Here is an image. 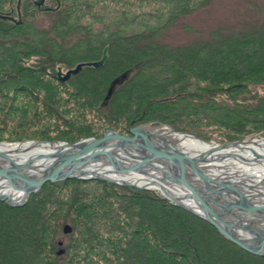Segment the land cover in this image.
<instances>
[{
    "label": "trees",
    "instance_id": "trees-1",
    "mask_svg": "<svg viewBox=\"0 0 264 264\" xmlns=\"http://www.w3.org/2000/svg\"><path fill=\"white\" fill-rule=\"evenodd\" d=\"M35 1L0 0L12 4L0 14L21 21L0 18V141L130 134L149 120L204 140L213 137L200 122L223 129L222 141L264 136V0L215 25L195 16L198 27L189 17L217 0ZM173 29L194 37L173 45L165 41ZM104 48L101 66L58 78ZM115 96L129 103L125 119ZM102 107V123L87 125L86 113ZM0 264H264V256L157 191L69 178L44 183L21 206L0 200Z\"/></svg>",
    "mask_w": 264,
    "mask_h": 264
},
{
    "label": "water",
    "instance_id": "water-1",
    "mask_svg": "<svg viewBox=\"0 0 264 264\" xmlns=\"http://www.w3.org/2000/svg\"><path fill=\"white\" fill-rule=\"evenodd\" d=\"M43 2L44 0H36L35 4L41 6ZM18 7L19 3L17 9ZM0 18L20 23V19L16 20L10 14H0ZM106 52L107 48H104L103 55L99 60L78 63L74 68L65 72L58 70V78L65 81L70 75L78 73L84 66H101L107 58ZM124 77L125 74L112 81L106 98L109 97L114 86L123 81ZM144 124L156 127L148 123L138 124L130 129V134L107 129L101 137H83L73 142L39 139H27L21 142L0 141V144L33 141L53 146V149L47 152L39 154L30 152L28 155H23L20 162L15 161L11 154L0 151V184L5 183L10 189L22 193L17 201H12L9 194L0 196V199L10 206H21L26 203L30 194L37 192L44 183L69 178H94L153 191L159 189L165 195L164 197L202 217L239 247L253 254L264 256V233H256L255 236H251L255 229L250 225L252 220L249 214L254 212L255 206L245 205L241 200L229 201L226 199L223 194L227 191H235L239 195L238 199L241 191L227 181L208 177L198 167L199 161L196 158L174 147L166 137L160 138L158 134L152 136L148 130L149 127L144 128ZM253 141L255 140H251V142ZM243 142H247V140L220 143V146H235ZM135 151L138 152L135 153ZM165 168L168 170L166 171ZM153 170L161 172V176L157 177L155 182L151 181V183L146 182L140 185L123 178L134 173L149 175ZM209 180H212L211 183L207 182ZM162 181L166 184H170L169 182L172 181L171 185L177 183L187 189L195 200L199 211L188 207L179 198L170 196ZM153 183L158 186L155 187L152 185ZM213 183L214 186H212ZM261 214L264 218V214ZM62 231L67 234L71 231V227L65 224ZM61 252L62 250L58 253Z\"/></svg>",
    "mask_w": 264,
    "mask_h": 264
},
{
    "label": "bare ground",
    "instance_id": "bare-ground-1",
    "mask_svg": "<svg viewBox=\"0 0 264 264\" xmlns=\"http://www.w3.org/2000/svg\"><path fill=\"white\" fill-rule=\"evenodd\" d=\"M143 127L149 126L144 124ZM148 130H150L152 136L156 134L160 135V138L164 136L170 140L174 147L196 158V160L199 161L198 167H200L208 177L227 181L229 184H232L233 187L240 190L241 195L239 199L237 198L239 195L235 191H227L223 196L229 201L241 200L245 205L249 204L255 206L254 212L249 214L252 220L250 225L254 226L253 228L255 229L251 236H255L256 233H264V218L261 214H264V138L257 139L253 142H243L235 146H220V143L206 141L181 131L176 133L169 127L163 125L149 127ZM159 140L161 141V139ZM52 149L53 146L51 144L33 141L17 144H0L1 152L11 154L14 160L19 162L20 159L23 158V155H28L30 152L39 154ZM204 151L207 153H203ZM137 152L138 151H135V153ZM165 170L167 171L168 169L165 168ZM150 172L151 174L149 175L134 173L123 178L141 185L146 182H155L157 181V177L161 176L159 170ZM211 181L212 180H209L207 182L211 183ZM171 182L172 181L169 182L170 184L163 182L164 188L167 190L168 194L172 197L179 198L181 202L188 207L199 211L195 200L188 190L177 183L171 185ZM152 185L155 187L158 186L154 183ZM214 185L213 183L212 186ZM5 194H9L12 201H17L20 199L22 193L10 189L7 184L3 183L0 184V196ZM219 199L222 198L219 197Z\"/></svg>",
    "mask_w": 264,
    "mask_h": 264
},
{
    "label": "rangeland",
    "instance_id": "rangeland-1",
    "mask_svg": "<svg viewBox=\"0 0 264 264\" xmlns=\"http://www.w3.org/2000/svg\"><path fill=\"white\" fill-rule=\"evenodd\" d=\"M126 2V1H125ZM251 5V6H254L255 3L253 2V0H217L213 6L211 7H208L210 9H207L206 11L204 12H199V13H196L194 14L193 16L189 17V21H194L196 22L194 24V27H198L200 26L201 24H198V18H195V16H198L200 15V17H204L206 19H211L212 22H210L211 25H215L221 21H225V20H229L230 18H238L239 16L242 15V13L244 12L245 8L248 9V5ZM0 6L5 9L6 11H9L11 8H12V4H5V3H1ZM11 16H15L13 14H11ZM39 16V15H38ZM15 19L18 20V18L15 16ZM38 19H41L40 17H38ZM11 21V20H9ZM210 21V20H209ZM13 22V21H12ZM21 22V21H20ZM193 27V26H192ZM204 27V26H202ZM195 30V28L193 29ZM126 31V30H125ZM194 37V34L189 32V31H186L185 29H173L171 30L166 36H165V41H168L170 42L171 44L173 45H178V43H184V42H187L189 39H192ZM91 41H92V46H94L96 44V42L98 40H96L95 37H92L91 38ZM65 72V71H64ZM89 97V96H88ZM117 97L118 98H121V110L118 114H120V117L122 119H125V117H127L128 115H130V113L128 112L131 111L128 107H129V103L127 105L126 102V98L125 96H115V98ZM140 100L138 99V102ZM128 106V107H126ZM107 108L105 107H102V108H99L97 111H89L86 113V119H87V125H92L93 127H97V125H100L103 121V119H101V113L102 111H104V114L106 113V115H108V110ZM201 116H204V115H201ZM127 119V118H126ZM192 119V118H190ZM188 120V119H187ZM59 121H62L61 119ZM94 123V125H93ZM142 123H148L152 126H167L169 127L170 129H173L171 125L167 124V123H164V122H161L159 120H149V121H145V122H142ZM141 124V123H140ZM200 124L202 125L201 128L203 127L204 128V131L208 130L212 133V137L213 139L211 140H206V141H210V142H216V143H229V142H232V141H235V140H231V141H222V139L220 138H223L220 134L224 132V130L222 129L221 131L216 129L214 126H209L207 127L205 125L204 122H200ZM138 125V124H137ZM119 126V125H118ZM94 127V128H95ZM120 127L121 126V123H120ZM209 128V129H207ZM91 129V128H90ZM98 130H100L99 132H101V127L97 128ZM95 130V129H93ZM107 130V129H106ZM105 130V131H106ZM114 130V129H112ZM174 130V129H173ZM97 131V130H95ZM115 131H125L127 132L126 130H124V128H119ZM177 131V130H176ZM120 132V133H121ZM183 132V131H181ZM56 133V132H55ZM188 134H192V133H189V132H186ZM220 133V134H219ZM194 135V134H192ZM195 136V135H194ZM91 137V136H90ZM95 137V136H94ZM197 137V136H196ZM199 138V137H198ZM264 138V136H257V135H251V136H246L245 138H243L244 140H247V141H251V140H257V139H262ZM28 139H31V138H28ZM37 139V138H35ZM24 140H27V139H24ZM39 140H44V139H39ZM242 140V139H240ZM23 141V140H22ZM47 141H55V140H47ZM62 141V140H61ZM222 141V142H221ZM237 141V140H236ZM7 142H10V141H7ZM12 142H17V141H12ZM91 179V178H90ZM155 191H157L160 195L162 196H165L159 189H156ZM1 200V199H0ZM4 201V200H3ZM10 206V205H8ZM17 207V206H15ZM64 239V237H63ZM58 251L60 250H63V247L61 246H58ZM12 255V252H10L9 254V258L10 256Z\"/></svg>",
    "mask_w": 264,
    "mask_h": 264
},
{
    "label": "flooded vegetation",
    "instance_id": "flooded-vegetation-1",
    "mask_svg": "<svg viewBox=\"0 0 264 264\" xmlns=\"http://www.w3.org/2000/svg\"><path fill=\"white\" fill-rule=\"evenodd\" d=\"M19 15H20V17H21V12H20V14H19Z\"/></svg>",
    "mask_w": 264,
    "mask_h": 264
}]
</instances>
